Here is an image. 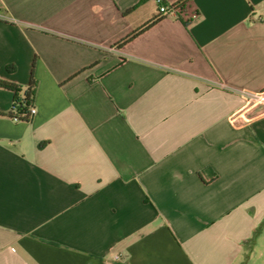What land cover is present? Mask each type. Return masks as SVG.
Instances as JSON below:
<instances>
[{
	"label": "crops",
	"instance_id": "0c3cea01",
	"mask_svg": "<svg viewBox=\"0 0 264 264\" xmlns=\"http://www.w3.org/2000/svg\"><path fill=\"white\" fill-rule=\"evenodd\" d=\"M160 16L0 0V264H264V0Z\"/></svg>",
	"mask_w": 264,
	"mask_h": 264
},
{
	"label": "trees",
	"instance_id": "16d2710c",
	"mask_svg": "<svg viewBox=\"0 0 264 264\" xmlns=\"http://www.w3.org/2000/svg\"><path fill=\"white\" fill-rule=\"evenodd\" d=\"M190 0H181L177 4H174V7H180L189 2ZM161 17V16H160ZM159 18L154 19L150 21L148 24L140 28L139 30L133 32L132 34L128 35L125 37L120 43H118L115 48L120 49L121 46L124 44L130 42L134 38H136L140 33L143 31L147 30L151 26H153ZM0 87L8 89L13 92V106H12V111L10 115L8 116L9 118L19 121V122H29L31 120L30 116V109L34 106V100L36 97V88H37V83L34 78V73H32V78H31V83L28 86V88L21 94V89L19 86L8 83L6 81L0 80Z\"/></svg>",
	"mask_w": 264,
	"mask_h": 264
},
{
	"label": "built area",
	"instance_id": "2783aa9c",
	"mask_svg": "<svg viewBox=\"0 0 264 264\" xmlns=\"http://www.w3.org/2000/svg\"><path fill=\"white\" fill-rule=\"evenodd\" d=\"M157 3L159 4V14L161 16H165V15L177 16L183 10V6L174 7L173 5L172 6L164 5L162 3V0H157ZM241 96L244 99L245 106H247V107H255V106H263L264 107V91H261V92L242 91ZM35 114H36V109L33 106L30 109V116H33ZM241 118H242L241 114H239V113L233 114L230 118L231 123L236 125V126H239Z\"/></svg>",
	"mask_w": 264,
	"mask_h": 264
}]
</instances>
